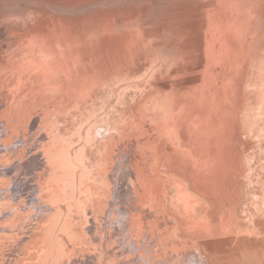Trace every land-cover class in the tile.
Instances as JSON below:
<instances>
[{
  "label": "rangeland",
  "instance_id": "374dc122",
  "mask_svg": "<svg viewBox=\"0 0 264 264\" xmlns=\"http://www.w3.org/2000/svg\"><path fill=\"white\" fill-rule=\"evenodd\" d=\"M35 33L59 39L63 49L49 56L42 46L28 42ZM79 35L94 49L76 43ZM2 45L0 57L17 63L4 77L3 89L26 97L27 120L42 119L45 129L53 123L73 134L69 152L73 157L81 150L76 160H83L87 184L100 179L103 171L97 174L98 168L118 169L120 153L152 175L151 165L162 181L176 179L174 166L180 157L188 166L192 162L188 154L178 153L166 98L174 96L176 103L186 105L184 115L189 118L196 114L194 106L204 109L219 125L221 192L213 200L198 201L186 178V202L171 186L166 210L145 205L144 220L171 225L173 241L183 240L178 250H201L212 264H233L251 251L264 256V0H0ZM84 87L89 91L81 95L78 90ZM162 91L168 96L162 97ZM150 94H155L154 101ZM107 131L115 142L110 148ZM99 133L111 150L108 161L113 168L108 161L100 163L106 149ZM157 144L173 154L170 163L154 160ZM124 167L123 175L130 172L129 163ZM123 177L119 188L125 195L127 187L131 191L130 176ZM223 212L226 222L215 221ZM70 214L73 222L87 226L82 212L72 208ZM190 252L173 255L174 262ZM40 263L47 264L42 259Z\"/></svg>",
  "mask_w": 264,
  "mask_h": 264
},
{
  "label": "bare ground",
  "instance_id": "6f19581e",
  "mask_svg": "<svg viewBox=\"0 0 264 264\" xmlns=\"http://www.w3.org/2000/svg\"><path fill=\"white\" fill-rule=\"evenodd\" d=\"M45 34L35 33L28 42L34 46L36 44L42 46L50 53L49 56H53L62 48L63 43L59 39L55 42L46 37L42 38L41 35ZM77 37L76 43L83 46L89 44L87 47L94 49V45L91 46L83 35ZM66 41L70 40L68 41L67 38ZM2 44L7 46L6 43L2 42ZM103 44L107 45V40ZM3 45L0 50L4 48ZM61 51L59 53H62ZM123 63L126 65L125 61ZM16 65L17 63L12 62L6 55H1L0 94L3 98L0 97V264H41L40 259L47 264H212L211 259L202 257L201 250L195 248L196 250L193 251L192 247L184 249L191 250L186 259L175 258L177 260L175 263L173 255L177 256L184 251L178 250V244L184 245L183 240L180 241L176 237L174 242V237L170 235L171 225L162 223L157 225L155 222L152 224L145 221L147 216L143 215L142 211L145 205L149 210L154 211L160 206V209L165 211L164 204L167 202L168 194L166 190L171 189V186L185 201L188 198L185 192L186 178L191 181L192 192L196 195L195 198L199 199L198 201L213 200L212 197L221 192L218 178L223 174V164L220 137L217 133L218 121L200 106H194V109H197L194 111L196 114L193 115L191 112L193 116L189 118L184 115L186 105L176 103L174 96L166 98L170 128L177 136L179 145L178 153H183L184 156L188 154L192 166L186 165L185 158L180 157L174 166L176 172L173 176H176V179L173 178L169 182L162 181L151 165L152 175L139 165H135L134 160H130L125 153H120L115 165L119 167L118 169L109 172L107 168L104 170L98 168L97 174L99 170L103 171L98 176L100 179L87 184L85 177L82 176L85 172L83 160H76L81 150H76L73 157L69 152L73 134L68 135L67 131L63 132L60 127H54L53 123L45 129L43 123L45 120L42 119L27 120L26 97H18L14 93L13 96L12 92L3 89L4 77L10 74ZM161 88V90L166 89L164 86ZM88 91L86 87L78 90L81 95L87 94ZM161 96L167 97L168 94L162 91ZM150 97V101L155 100V94H150ZM56 118L55 121L61 124L62 121ZM40 130L45 131L38 134ZM107 132L111 135L108 137L110 148L115 142L112 140V133ZM87 135L91 142L90 134ZM119 135L122 136L121 133ZM99 136L103 141L102 148L106 149L103 151L104 155L100 163L111 165L112 163L108 161L111 150L106 147L108 143L105 142V136L100 133ZM153 154L155 161L163 158L166 163H170V158L173 156L164 151L161 144L156 145ZM136 162L139 164L138 160ZM125 163H129L130 172L124 175L130 176L128 181L131 191L125 184L127 188L124 195V191H120L123 189L119 188L122 185H119V181H122L121 176L122 179L124 178ZM111 167L113 168V165ZM75 168L80 169L82 173L76 175ZM162 183H167L169 187L165 188ZM125 196L127 200L122 202ZM217 204L219 207V203ZM72 208L82 212L83 217H87V226L71 220ZM214 218L219 223L228 219L224 212ZM160 225H164V228L161 229ZM218 235L216 234L217 237ZM89 251L92 253L86 254ZM211 251L210 254L215 255L216 252H213L212 248ZM76 253L78 255L73 257ZM262 257L256 251H251L240 255L233 264H264Z\"/></svg>",
  "mask_w": 264,
  "mask_h": 264
}]
</instances>
